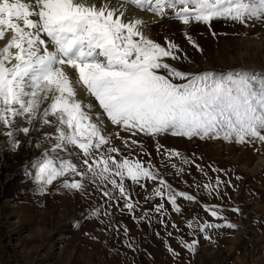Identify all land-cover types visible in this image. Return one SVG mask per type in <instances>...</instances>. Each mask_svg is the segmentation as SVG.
Masks as SVG:
<instances>
[{
    "label": "snow or ice",
    "instance_id": "6c2138e0",
    "mask_svg": "<svg viewBox=\"0 0 264 264\" xmlns=\"http://www.w3.org/2000/svg\"><path fill=\"white\" fill-rule=\"evenodd\" d=\"M161 21L179 24L187 43L202 52L190 34L193 26L210 31L215 21L264 26V0H0V136L16 151L20 133L53 129L33 144L40 150L30 162L34 176L25 168L40 195L56 183L82 194L92 184L109 205L122 201L121 211L132 214L139 202L129 182L145 191L151 183L144 199L159 198L155 213L165 216L170 205L180 216L178 201H199L176 190L151 159H143L151 154L142 138L156 141L161 157L185 165L194 161L160 144L161 136L264 147V69L182 71L175 63H191L183 49L168 36L163 43L152 38L151 26ZM171 167L177 175L184 172L175 163ZM222 183L217 178L204 191L221 196ZM203 211L225 222L190 220L189 235L203 233L209 240L207 230L236 227L217 205L205 204ZM90 216L98 217L99 210ZM159 223L167 227L164 219ZM171 227L179 231L175 223ZM179 243L196 254L198 241ZM167 250L179 257L170 246Z\"/></svg>",
    "mask_w": 264,
    "mask_h": 264
},
{
    "label": "rangeland",
    "instance_id": "374dc122",
    "mask_svg": "<svg viewBox=\"0 0 264 264\" xmlns=\"http://www.w3.org/2000/svg\"><path fill=\"white\" fill-rule=\"evenodd\" d=\"M151 31L154 40L163 43L168 36L183 49L191 63H175L182 71L223 73L239 68L264 69V26L245 28L215 21L210 31L207 26L195 25L190 34L202 52L187 43L181 26L175 22L161 21L153 24ZM257 40L263 41L261 51L256 48ZM242 42L251 45L246 48ZM245 49L246 61L251 58L252 62L244 66L240 55ZM21 126L26 125L21 122ZM46 131L53 129L46 127L27 137L20 133L16 137L20 143L16 151H11L6 138L0 136V264H264V147L161 136L160 144L194 161L185 165L179 159L161 157L155 150L156 141L142 138L145 150L151 154L143 159H151L176 190L195 195L199 201H178L183 213L180 216L166 205V215L161 217L154 211L161 202L159 198L144 199L151 193V183L145 191L129 182L132 199L139 202L132 214L126 209L121 211L122 201L109 205L92 184L82 194L66 192L56 183L40 195L32 177L25 176V168L34 176L30 162L39 156L40 150L34 149L33 144ZM116 144L121 146L120 141ZM72 159L79 163L75 157ZM172 163L184 172L177 175ZM196 164L207 175L199 172ZM212 168L218 171L213 172ZM217 178L224 182L220 186L223 195L209 196L203 185L214 184ZM205 204L217 205L223 210L225 220L236 227L207 230L209 240L203 238V233L189 235L190 220L194 225L225 222L208 216L203 211ZM232 208L240 212L234 213ZM94 209L99 210L98 217L90 216ZM145 213L151 223L148 217L140 219ZM160 219L165 220L167 227L159 223ZM172 223L179 231L171 227ZM181 240L198 241L196 254L182 247ZM168 246L179 253L178 258L168 252Z\"/></svg>",
    "mask_w": 264,
    "mask_h": 264
},
{
    "label": "bare ground",
    "instance_id": "6f19581e",
    "mask_svg": "<svg viewBox=\"0 0 264 264\" xmlns=\"http://www.w3.org/2000/svg\"><path fill=\"white\" fill-rule=\"evenodd\" d=\"M146 19L148 18L147 16L145 17ZM154 35V34H153ZM263 41L262 40H257V41H255V44H256V48H257V50H259V51H261V50H263V43H262ZM243 43V46H246V48L248 47H250V45L249 46H247L246 45V43H244V42H242ZM248 44V43H247ZM244 51V53H242L241 55H240V59H241V63L245 66V65H247V63L246 62H252V60H251V58L249 59V60H247L246 61V55H247V50L245 49V50H243ZM253 62H255L254 60H253ZM259 63V62H258ZM259 65V64H258ZM252 66H253V64H252Z\"/></svg>",
    "mask_w": 264,
    "mask_h": 264
}]
</instances>
